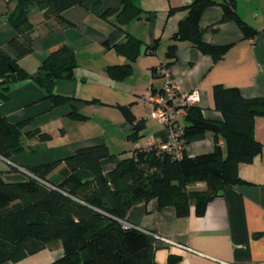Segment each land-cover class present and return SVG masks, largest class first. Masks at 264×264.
Masks as SVG:
<instances>
[{"label":"trees","instance_id":"obj_1","mask_svg":"<svg viewBox=\"0 0 264 264\" xmlns=\"http://www.w3.org/2000/svg\"><path fill=\"white\" fill-rule=\"evenodd\" d=\"M86 1L16 0L15 10L6 15L5 21L17 36L5 47L0 46V104L9 100L11 85L24 80L41 87L52 108L70 103L69 98L55 93V84L74 79L78 63L72 47L63 45L50 52L35 73L27 72L19 61L33 50L31 8L42 11L45 21L52 19L58 25L68 26L63 12ZM136 2L122 0L115 10L102 9L101 0H92L90 8L105 20L113 17L110 22L122 29L146 14ZM214 5L217 3L213 0H191L189 5L169 11V15L178 10L187 13L178 22L172 43L167 47L165 56L170 62L160 66L170 67L176 59V44L181 41L191 43L215 62L220 60L229 45L208 44L203 34L217 32L223 22H234L244 38L256 35L257 31L235 11L233 0L220 4L222 18L218 23L202 28L203 11ZM105 45L126 59L125 64L105 68L109 78L119 82L132 74L139 56L158 48L159 41L145 45L126 33L124 42ZM213 99L222 120L207 119L198 105L190 106L183 116L180 135L183 148L212 135L215 146L210 153L190 157L183 152L180 159H174L156 145L150 149L138 146L104 173L102 160L114 154L101 143L79 148L64 159L29 168L20 181L8 182L0 171V264L18 262L57 245L63 255L50 264H158L154 259V236L132 226L124 227L128 211L137 204L156 200L159 208L173 207L179 217L188 216L192 208L196 216H203L209 203L225 188L242 183L239 165L252 162L262 151L255 138L254 122L257 117L264 118V98H245L238 88L215 85ZM86 103L99 104L96 100ZM118 108L132 127L128 140L137 143L146 127L145 120H137L129 106ZM69 117L76 121L87 119L74 108ZM29 125V120L11 123L0 115L2 159L11 161L14 155L35 151L53 139L50 133L29 129ZM31 140L37 146L26 145ZM9 171L18 172L13 165ZM199 184L203 187L197 188ZM178 260V256L171 255L166 264H176Z\"/></svg>","mask_w":264,"mask_h":264},{"label":"crops","instance_id":"obj_2","mask_svg":"<svg viewBox=\"0 0 264 264\" xmlns=\"http://www.w3.org/2000/svg\"><path fill=\"white\" fill-rule=\"evenodd\" d=\"M102 9H118L122 0H101ZM205 9L200 17L202 28H209L222 18L221 3ZM237 14L257 32L253 38H244L234 22H223L217 32L207 31L203 40L214 46L229 45L227 53L217 62L202 54L189 42H177L176 59L170 65L174 76L181 82L182 91L198 89L199 107L207 119L222 120L215 109L213 87L238 88L245 98H264V0H233ZM92 0L63 12L68 26L54 20L45 21L43 12L31 8L29 22L34 26L33 50L19 64L29 73L38 70L41 61L57 48L68 45L75 51L78 66L74 79L57 81L55 93L67 97L70 103L52 108L46 92L31 80L11 85L9 100L0 104V115L11 123L29 120V129L38 128L50 133L53 139L35 151H23L13 156L10 163L0 157V171L8 182L23 180L28 169L40 164L64 159L77 149L104 143L113 157L102 160L104 173L111 171L119 159L130 156L135 147L158 143L166 139L168 131L148 116L140 103V96L149 88L159 89L161 80L156 69L170 62L165 54L172 43L171 36L186 11L171 9L185 7L191 0H137L146 13L122 29L93 11ZM16 8V0H0V46L14 37V31L5 21ZM126 33L145 45L159 41L158 48L142 54L133 64L132 74L123 81H113L105 68L126 63L123 56L107 48L124 42ZM96 100L99 104L86 101ZM101 103V104H100ZM119 106H129L137 120L144 119L145 129L137 143L128 140L132 127L125 120ZM72 108L87 117L76 121L69 117ZM97 120L93 121V119ZM180 124L184 126L183 118ZM254 134L262 151L250 163H241L238 174L242 180L227 187L207 206L203 216H196L193 208L186 217H179L173 207L159 208L156 200L133 206L123 223L156 239L154 259L166 264L171 255L178 256L176 264H264V118L257 117ZM29 147L36 141H26ZM215 146L212 135L184 147L183 152L194 157L210 153ZM123 149V150H122ZM121 150V151H120ZM122 152H125L122 154ZM18 172H10V166ZM202 188L203 184L196 186ZM63 255L61 246L45 248L18 262L3 264H50Z\"/></svg>","mask_w":264,"mask_h":264},{"label":"built area","instance_id":"obj_3","mask_svg":"<svg viewBox=\"0 0 264 264\" xmlns=\"http://www.w3.org/2000/svg\"><path fill=\"white\" fill-rule=\"evenodd\" d=\"M157 76L161 80L159 89L149 88L139 98L140 103L147 109L148 116L165 126L168 136L165 140L158 143H147L145 149L158 147L172 155L174 159H180L183 155V146L180 135L183 126L180 119L183 118L185 111L190 106H197L201 101V94L198 89L182 91L181 82L172 73L170 67L160 66L157 69ZM10 163V161H7ZM125 228L131 226L124 223ZM156 239H161L168 243L164 238L153 235Z\"/></svg>","mask_w":264,"mask_h":264},{"label":"rangeland","instance_id":"obj_4","mask_svg":"<svg viewBox=\"0 0 264 264\" xmlns=\"http://www.w3.org/2000/svg\"><path fill=\"white\" fill-rule=\"evenodd\" d=\"M95 120H97V117H96V119H93V121H95ZM96 122V121H95ZM123 150V149H122ZM121 151V150H120Z\"/></svg>","mask_w":264,"mask_h":264}]
</instances>
